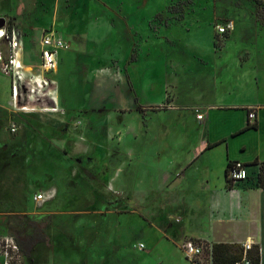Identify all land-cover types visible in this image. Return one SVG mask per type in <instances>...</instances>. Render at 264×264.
Wrapping results in <instances>:
<instances>
[{
    "label": "rangeland",
    "instance_id": "rangeland-1",
    "mask_svg": "<svg viewBox=\"0 0 264 264\" xmlns=\"http://www.w3.org/2000/svg\"><path fill=\"white\" fill-rule=\"evenodd\" d=\"M230 21L234 31L219 34ZM2 22L17 34L24 69L14 98L0 39V236L24 245L26 264H206L207 247L191 260L182 245L139 231L138 202L153 219L159 211L139 178L161 151L181 158L195 147H173L177 135L220 134L224 120L244 119L236 107L264 100L254 79L262 61H244L254 40L264 45V0H0ZM45 28L66 41L51 93L33 91L29 77L41 74ZM130 123L142 136L122 141ZM35 226L48 241L30 246Z\"/></svg>",
    "mask_w": 264,
    "mask_h": 264
},
{
    "label": "crops",
    "instance_id": "crops-1",
    "mask_svg": "<svg viewBox=\"0 0 264 264\" xmlns=\"http://www.w3.org/2000/svg\"><path fill=\"white\" fill-rule=\"evenodd\" d=\"M249 51V57L244 61L248 62L256 56L254 62L262 61L254 72V79L263 83L264 45L256 39L249 45ZM135 103L136 108L141 105L137 97ZM235 109L246 110L245 117L243 120H224L225 133L198 135L184 132L177 135L171 144L173 147L183 146L182 141L187 143L189 139L196 141L195 147L181 158L163 157L161 151L154 157L152 167L142 168L139 178L140 184L144 181L148 185L140 192L150 189L148 202L159 210L156 219H153L146 212L147 203L138 202V210L143 213L140 216L145 223L144 227L139 226V231L149 237H159L157 244L165 240L167 245L171 244L172 249L179 252H182L180 246L185 240L202 242L210 256L206 264H213L211 249L214 243L243 244L246 241L252 242L253 247H260V264H264V188L247 182L227 187L226 180L230 162L241 161L248 165L251 173L257 174L259 165L253 164L254 160L264 161V100L250 99L247 104ZM251 109L256 113L253 119L248 116ZM206 121L198 126L207 131L209 126L212 128L214 120ZM248 123L256 124V128H246ZM132 125L127 124L122 141L123 137L142 136L138 131L133 132ZM238 138L241 139L240 152L232 155L228 150L221 156L217 154L218 147L226 145L228 149L231 141ZM157 139H163V135ZM190 264L202 263L193 261Z\"/></svg>",
    "mask_w": 264,
    "mask_h": 264
},
{
    "label": "built area",
    "instance_id": "built-area-1",
    "mask_svg": "<svg viewBox=\"0 0 264 264\" xmlns=\"http://www.w3.org/2000/svg\"><path fill=\"white\" fill-rule=\"evenodd\" d=\"M235 28L234 22L230 21L218 26V32L223 33L226 31H232ZM6 38L8 51V62L5 64L6 68L10 67L15 72V78L12 84V96L16 98L19 95V87L17 80L22 78V69H24V64L21 59V45L19 43L17 34L15 31L11 33L8 32L7 28L3 25L0 27V39ZM41 52H40V71L41 74L34 75L31 74L30 80L32 82L34 91L38 87H42L51 93L52 86L55 85V80L52 78L54 72L58 68V53L59 50L66 46V41L63 36L55 31L53 28H45L42 34L41 40ZM3 59V54L0 51V62ZM10 72V71H9ZM34 94L29 95L30 99L33 98ZM32 100L28 101L31 104ZM61 109L58 102L52 107V110ZM249 118L253 119L256 117V113L253 109L249 111ZM199 119L204 118V114H198ZM16 130L15 128L13 129ZM249 176V169L246 164L241 161L232 162V166L229 169V178L234 182L238 183L242 180H246ZM53 194L50 193H39L36 195L37 200H45L47 197H51ZM244 247V257L241 261L236 262V264H252L250 258L247 255L248 250L253 248V243L246 241L242 244ZM144 247L143 243H140L139 248ZM205 245L202 242H196L194 240H187L183 244L186 257L191 260L195 257H199L205 252ZM24 253L21 247L13 235L0 236V263L1 264H26L23 262Z\"/></svg>",
    "mask_w": 264,
    "mask_h": 264
},
{
    "label": "trees",
    "instance_id": "trees-1",
    "mask_svg": "<svg viewBox=\"0 0 264 264\" xmlns=\"http://www.w3.org/2000/svg\"><path fill=\"white\" fill-rule=\"evenodd\" d=\"M229 32L230 31H226L221 34L223 36H227ZM137 109L143 110L141 105L139 104L137 105ZM251 127L256 128V124L248 123L246 126V128H251ZM253 164L259 165L258 173L254 174L249 171V176L246 180H242L238 183H234L229 178V169L232 166V163L230 162L226 172L227 187H232L233 185L247 182L250 183L251 185L256 184L261 188H264V161H260L256 159L254 160ZM47 241H48V237L46 236V234L40 229V227L35 226V230L30 235L29 238L30 246H33L37 242H47ZM19 245L24 255H26V250L24 249V245H22L21 243H19ZM211 255H212L213 264H236V262L241 261L244 257V247L242 246V244H238V243H214L212 245ZM247 255L250 258L252 264L261 263L260 247L258 245L248 250Z\"/></svg>",
    "mask_w": 264,
    "mask_h": 264
},
{
    "label": "water",
    "instance_id": "water-1",
    "mask_svg": "<svg viewBox=\"0 0 264 264\" xmlns=\"http://www.w3.org/2000/svg\"><path fill=\"white\" fill-rule=\"evenodd\" d=\"M3 23H4V22L0 23V26H2V25H3Z\"/></svg>",
    "mask_w": 264,
    "mask_h": 264
}]
</instances>
